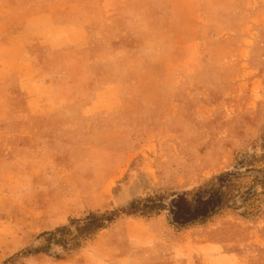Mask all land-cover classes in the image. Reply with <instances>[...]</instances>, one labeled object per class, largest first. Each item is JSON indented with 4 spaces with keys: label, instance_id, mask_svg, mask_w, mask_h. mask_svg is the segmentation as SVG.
Here are the masks:
<instances>
[{
    "label": "rangeland",
    "instance_id": "1",
    "mask_svg": "<svg viewBox=\"0 0 264 264\" xmlns=\"http://www.w3.org/2000/svg\"><path fill=\"white\" fill-rule=\"evenodd\" d=\"M259 4L19 0L9 11L0 5L6 20L0 33L11 32L0 45V264H264L259 184L249 202L186 228L171 225L163 210L121 214L69 251L42 234L135 199L166 206L224 172L264 178V163L250 172L239 165L264 153ZM39 13L45 17L35 19ZM25 17L33 18L25 24ZM96 21L86 48L53 50L66 38L59 36L51 51L32 50L42 54L40 64L27 53L10 57L23 32L35 41ZM252 34L257 44L248 54L243 47ZM94 91L110 109L102 119H83L81 107ZM53 93L48 107L32 98ZM25 110L43 118H24ZM251 176L237 189L246 190ZM43 245L47 253L25 256Z\"/></svg>",
    "mask_w": 264,
    "mask_h": 264
},
{
    "label": "trees",
    "instance_id": "2",
    "mask_svg": "<svg viewBox=\"0 0 264 264\" xmlns=\"http://www.w3.org/2000/svg\"><path fill=\"white\" fill-rule=\"evenodd\" d=\"M256 163H264V153L259 158L251 157L249 160H242L239 165H245L246 171L250 172ZM247 176L239 171L224 172L219 174L214 182L208 186L197 187L174 195L166 206L152 198L145 201L135 199L130 201L125 208L108 214L89 212L81 219H71L69 225H60L54 230L42 234L46 235L48 240L55 238V241L64 250L69 251L78 248L81 240L106 228L121 214L131 217H145L166 210L169 223L176 228L202 224L222 210L234 208L237 201L245 204L257 196L254 186L259 184L261 188H264V178L251 176L252 179L246 190L237 189L240 184L239 180ZM70 225L74 227L73 230H71ZM47 248V245H43L32 252H26L25 256L47 253Z\"/></svg>",
    "mask_w": 264,
    "mask_h": 264
},
{
    "label": "crops",
    "instance_id": "3",
    "mask_svg": "<svg viewBox=\"0 0 264 264\" xmlns=\"http://www.w3.org/2000/svg\"><path fill=\"white\" fill-rule=\"evenodd\" d=\"M259 5H264V0H259ZM0 5L1 6H4L8 9H11V8H14L15 6H18L19 5V0H0ZM35 19H38V18H41V17H45V15L43 13H39L35 16H33ZM33 17L31 18H27L25 17L24 19V22L25 21H28V19H32ZM10 20V18L8 19ZM6 20L5 18H3L1 15H0V26H1V23H4ZM10 22V21H9ZM14 22V21H13ZM13 22H10V23H13ZM26 24V22H25ZM98 24L99 22L96 21V22H88V23H80V22H77L75 24H73L70 28V31L68 30V34L67 35H64V34H60V32L58 33V35L56 34H53L52 32L47 34V35H43V36H40L39 38H37V40L35 41H32L31 40V37L30 36H27L25 34V32H23V38L21 39V41L19 42L21 44V47L15 51H13L12 53H10V57L13 58L14 61H16L17 59L15 57H19L22 53H27V55H32V57L35 59V61L37 63L40 64V61H42L43 59V56L40 52H37V53H32V50L33 49H36L39 47L40 50H48V51H51L53 48L54 49H62V48H65L66 49H80V48H86L88 47L89 45V41H88V34L89 33H95L96 30H97V27H98ZM26 25L24 26V30L26 31ZM1 29V28H0ZM6 30L9 32H4V34H1L0 33V45L3 41V38H4V35H11V32L9 31L10 30V27L6 28ZM63 33V32H62ZM59 36H62L61 40L65 38V40L62 42H60V45L61 46H54V47H49V44H52V39H59L58 37ZM254 34L251 35V44H248V46H244L243 49L245 48V50H247V53L248 54H251L253 52V46H255V44H257L254 40ZM50 39V40H49ZM45 41V43H44ZM48 42V43H47ZM202 53V52H201ZM240 53V52H239ZM16 59V60H15ZM50 86H54V84H51ZM109 86H112L114 87V85H109ZM54 91V89H52ZM116 91V90H115ZM51 97V98H50ZM54 93L51 94V96H47L46 98H44L43 96H40V98L38 99H35V97L33 96L32 98H34V100H37L38 102H40L43 106V107H48V103H50L52 101V99L54 98ZM111 98H113V101H114V94H111L110 96ZM31 98V99H32ZM98 98H99V91H94L92 95H90L89 99H87L83 105V107H81V114L85 117H82L83 119L85 118H104L106 116L105 113L108 112V108L104 109L103 107H101V105L98 103ZM112 100V99H111ZM113 108V106H112ZM41 111H31V110H25L24 113H23V117L24 118H43V116H38ZM64 113H67L64 111ZM69 113V112H68ZM59 118L60 117H64V116H58ZM68 117V116H66ZM107 228V227H106ZM106 228L102 229V230H99L97 231V233L99 232H102L104 231ZM96 233V234H97ZM95 234V233H94ZM95 234V235H96Z\"/></svg>",
    "mask_w": 264,
    "mask_h": 264
}]
</instances>
